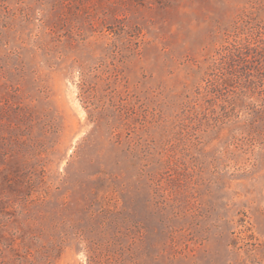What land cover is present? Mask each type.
I'll return each instance as SVG.
<instances>
[{"label": "rangeland", "instance_id": "obj_1", "mask_svg": "<svg viewBox=\"0 0 264 264\" xmlns=\"http://www.w3.org/2000/svg\"><path fill=\"white\" fill-rule=\"evenodd\" d=\"M0 264H264V0H0Z\"/></svg>", "mask_w": 264, "mask_h": 264}]
</instances>
